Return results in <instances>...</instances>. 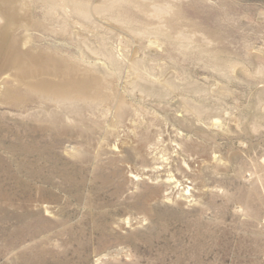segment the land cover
<instances>
[{"label":"rangeland","instance_id":"rangeland-1","mask_svg":"<svg viewBox=\"0 0 264 264\" xmlns=\"http://www.w3.org/2000/svg\"><path fill=\"white\" fill-rule=\"evenodd\" d=\"M29 1L0 18V264H264V0Z\"/></svg>","mask_w":264,"mask_h":264},{"label":"bare ground","instance_id":"bare-ground-1","mask_svg":"<svg viewBox=\"0 0 264 264\" xmlns=\"http://www.w3.org/2000/svg\"><path fill=\"white\" fill-rule=\"evenodd\" d=\"M80 1V0H79ZM65 2V1H63ZM83 2V1H82ZM80 3V2H79ZM31 2L29 0H0V18L2 20H13L16 19L17 13H21V11L24 10V8H30ZM66 5V4H65ZM80 5V4H79ZM79 7L78 4H76V8ZM84 8H86L84 6ZM88 9V8H87ZM77 10V9H76ZM83 11H87L85 9H83ZM80 13V12H79ZM71 14V12H70ZM77 14V13H76ZM82 14V12H81ZM84 14V13H83ZM80 15V14H79ZM21 16V15H20ZM19 16V17H20ZM69 16V15H68ZM81 17V16H80ZM2 24V23H1ZM13 24V23H12ZM10 26V25H9ZM110 52V51H109ZM117 54V53H116ZM109 55V53H108ZM110 58L115 59V56L109 55ZM118 59V58H117ZM116 60V59H115ZM114 60V61H115ZM39 63V62H37ZM16 65V63L13 61L12 62V66L11 69L14 68ZM35 65V64H34ZM18 66L20 67L21 70H27L29 73H31L32 70H29V68H26V63L25 62H21L18 64ZM98 67V66H97ZM11 71V70H10ZM10 71L8 72L10 74ZM13 72V71H12ZM12 75V73L10 74ZM78 75V74H77ZM13 77H15L14 79H16L18 82H21L23 86L27 87L28 89H36L39 91H51V93H58L60 95L63 96V98H67L73 95V90L75 95L76 94H84L85 96L88 95V89L90 88V81H88V77H86V79H75V80H64V79H60L58 78V80H51V79H44V80H39L37 78L34 79V81H30L29 79H24L21 78L13 73ZM83 77V76H82ZM10 79V78H9ZM68 79V78H66ZM90 79V78H89ZM15 80V81H16ZM7 88V87H6ZM12 89H16V88H12ZM9 91V90H8ZM50 93V94H51ZM7 94V93H6ZM6 96V95H5ZM8 96V95H7ZM83 96V95H82ZM82 98V97H79ZM78 99V98H77ZM19 100V99H18ZM65 100V99H64ZM72 103V102H71ZM63 110V109H62ZM208 110V109H207ZM209 112V111H208ZM210 113V112H209ZM213 113V112H212ZM58 114V113H57ZM209 117L210 114H208ZM34 117V116H33ZM209 117L208 120H209ZM39 118V117H38ZM57 118V117H56ZM191 118V117H190ZM206 118V119H207ZM40 119V118H39ZM34 120V119H33ZM36 120V119H35ZM59 120V118H58ZM207 120V121H208ZM42 121V120H41ZM197 121V120H196ZM199 121V120H198ZM206 121V123H207ZM211 121V120H210ZM195 122V121H193ZM203 122V121H202ZM209 122V121H208ZM212 122V121H211ZM210 122V123H211ZM205 123V124H206ZM79 124V123H78ZM191 124V123H190ZM209 124V123H208ZM36 125V124H35ZM197 125V124H196ZM200 125V124H199ZM190 126V125H189ZM201 126V125H200ZM36 127V126H35ZM40 127V126H39ZM38 127V128H39ZM195 127V126H193ZM198 127V125H197ZM196 127V128H197ZM206 127V126H205ZM215 127V126H214ZM220 127V126H219ZM47 128V127H46ZM49 128V127H48ZM47 128V129H48ZM54 128V127H53ZM59 128V127H58ZM182 128V127H181ZM217 128V127H216ZM43 129V128H42ZM202 129V128H201ZM208 129V128H207ZM221 129V128H220ZM45 130V129H44ZM165 130L169 131L174 139V142H177V145H179V147H181L180 150H182V146L181 144H183L184 142L186 143V139H185V134L182 132H180L178 129L174 128V125H169V126H165ZM184 130V129H183ZM199 130V129H198ZM43 131V130H41ZM190 131V130H189ZM188 131V133H189ZM207 131V130H206ZM186 132V131H185ZM192 133V132H191ZM201 133V132H200ZM190 134V133H189ZM188 142V141H187ZM181 143V144H180ZM193 144V143H192ZM178 148V147H177ZM187 148V147H186ZM191 148V146H190ZM202 148V147H201ZM185 149V148H184ZM183 149V150H184ZM188 149V148H187ZM192 149V148H191ZM201 150V149H200ZM208 150V149H207ZM204 152V151H203ZM209 153V152H208ZM177 154V153H176ZM207 154V153H206ZM211 154V153H210ZM200 155V154H199ZM213 159H216V156H212ZM205 159V158H204ZM212 159V161H213ZM219 160V159H218ZM169 163L168 162H164V161H157L156 165L149 168V169H145L143 170V172L140 174L141 177H147V178H151L152 180H155L156 183H162L163 181L166 182L168 184L167 188H166V193L165 196L168 197V199H173L175 196L177 195H182L183 193H185V195H189L190 197H195L194 195L197 193V185L196 183H194L193 178H192V173L190 171H184V178L186 177L187 179H181L180 180V184L177 185L175 181L169 180ZM132 178H134L135 180L138 179L137 175L132 176ZM202 184L204 185V183L202 182ZM154 191V190H153ZM153 191L151 193H153ZM157 192V191H156ZM160 192H164V190H160ZM159 192V193H160ZM155 193V191H154ZM158 193V192H157ZM155 193V194H157ZM158 193V194H159ZM151 198V197H150ZM38 199V198H37ZM40 201V200H39ZM38 201V202H39ZM42 204V203H40ZM37 206H39L37 204ZM42 207V206H41Z\"/></svg>","mask_w":264,"mask_h":264}]
</instances>
